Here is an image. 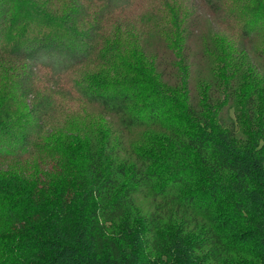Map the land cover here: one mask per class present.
<instances>
[{
  "label": "trees",
  "instance_id": "trees-1",
  "mask_svg": "<svg viewBox=\"0 0 264 264\" xmlns=\"http://www.w3.org/2000/svg\"><path fill=\"white\" fill-rule=\"evenodd\" d=\"M134 1L0 0V264H264V0Z\"/></svg>",
  "mask_w": 264,
  "mask_h": 264
},
{
  "label": "rangeland",
  "instance_id": "rangeland-1",
  "mask_svg": "<svg viewBox=\"0 0 264 264\" xmlns=\"http://www.w3.org/2000/svg\"><path fill=\"white\" fill-rule=\"evenodd\" d=\"M162 3H163V0H135L133 5L131 6V8L127 11L129 14L128 16H131V17L137 16L138 19L143 20L144 15H146L147 13L150 14V11H152V10L153 11H156V10L159 11ZM153 11H152V13H153ZM204 11H205V9H202V12H204ZM128 19H129V17H128ZM123 20L124 19L122 17H120V19H118V22L123 23ZM135 20L133 18V22H136ZM67 87L69 89H71V84L69 83V85H67ZM72 107H75V106H72ZM69 108H71V106ZM87 109L90 112H96L97 111L91 106L88 107Z\"/></svg>",
  "mask_w": 264,
  "mask_h": 264
}]
</instances>
